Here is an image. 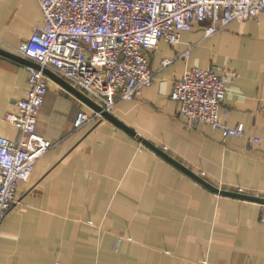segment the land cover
I'll return each mask as SVG.
<instances>
[{"label":"crops","instance_id":"obj_1","mask_svg":"<svg viewBox=\"0 0 264 264\" xmlns=\"http://www.w3.org/2000/svg\"><path fill=\"white\" fill-rule=\"evenodd\" d=\"M42 22L38 0H0V47L19 54ZM147 55L153 86L110 112L128 128L106 116L77 127L91 106L50 80L37 132L54 145L19 183L0 225V264H264V13L209 36L196 23ZM213 63L240 74L221 116L243 122L242 135L186 126L171 98L186 69ZM28 81L27 64L0 53V133L12 140L19 130L5 117ZM239 188L254 200L224 192Z\"/></svg>","mask_w":264,"mask_h":264},{"label":"built area","instance_id":"obj_2","mask_svg":"<svg viewBox=\"0 0 264 264\" xmlns=\"http://www.w3.org/2000/svg\"><path fill=\"white\" fill-rule=\"evenodd\" d=\"M43 22L19 48V55L40 68L27 65L26 95L16 101L19 111L6 120L15 124L19 137L12 140L0 133V225L18 201L21 181L29 180L35 163L54 142L37 132L38 115L45 102L50 69L80 90L107 112L119 99H132L153 86L148 49L161 38L178 43L182 31L196 23L212 35L233 20H259L264 0H38ZM190 50L165 57L163 65L176 58H188ZM240 76L237 70L213 63L193 66L173 81L171 98L180 104L185 125L206 123L224 136L242 135L245 124L229 125L221 116L229 82ZM82 109L77 127L104 115L91 107ZM260 141V138H253ZM244 193L242 188L237 190ZM264 221V211L261 214Z\"/></svg>","mask_w":264,"mask_h":264},{"label":"water","instance_id":"obj_3","mask_svg":"<svg viewBox=\"0 0 264 264\" xmlns=\"http://www.w3.org/2000/svg\"><path fill=\"white\" fill-rule=\"evenodd\" d=\"M0 53L4 54L6 56L12 57L16 60H19L27 65H32L35 67L40 68V65L32 60H29L27 58H24L23 56L13 53L11 51H8L4 48L0 47ZM45 73L51 78L56 80L57 82H59L60 84H62L63 86H65L66 88H68L70 91L74 92L77 96H79L82 100H84L87 104H89L92 108L98 110V111H102L103 115L114 120L115 122H117L118 124L128 128L125 124H123L120 120H118L117 118H115L110 112H107L105 110L102 109V107L100 105H98L96 102H94L91 98H89L86 94H84L83 92H81L80 90L76 89L75 87H73L68 81H66L64 78H62L61 76H59L58 74L54 73L53 71H51L50 69H45ZM160 152H162V150L158 149ZM164 153V152H163ZM175 161V160H174ZM177 163V162H176ZM188 173H190L192 176H194L195 178L199 179L200 181H203L202 178H200L199 176H197L196 174L192 173L190 170H188L186 167L182 166ZM225 193H228L229 195L232 196H237V197H241L247 200H254L255 196H251L245 193H239L237 191L235 192H230V191H224ZM257 199V198H256Z\"/></svg>","mask_w":264,"mask_h":264}]
</instances>
